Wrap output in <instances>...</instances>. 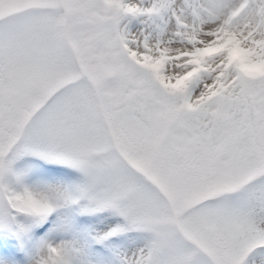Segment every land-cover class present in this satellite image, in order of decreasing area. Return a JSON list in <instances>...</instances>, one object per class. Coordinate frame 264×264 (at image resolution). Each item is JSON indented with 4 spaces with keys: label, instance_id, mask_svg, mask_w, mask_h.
<instances>
[{
    "label": "snow or ice",
    "instance_id": "obj_1",
    "mask_svg": "<svg viewBox=\"0 0 264 264\" xmlns=\"http://www.w3.org/2000/svg\"><path fill=\"white\" fill-rule=\"evenodd\" d=\"M0 264H264V0H0Z\"/></svg>",
    "mask_w": 264,
    "mask_h": 264
}]
</instances>
